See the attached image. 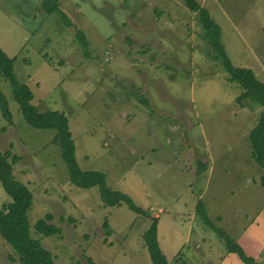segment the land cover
I'll return each mask as SVG.
<instances>
[{"label": "rangeland", "instance_id": "374dc122", "mask_svg": "<svg viewBox=\"0 0 264 264\" xmlns=\"http://www.w3.org/2000/svg\"><path fill=\"white\" fill-rule=\"evenodd\" d=\"M57 1L69 25L44 14L40 0H0V48L15 57L38 110L66 115L77 165L104 172L108 186L158 216L169 264H245L204 224L198 197L264 264V190L255 182L264 169L247 137L263 106L236 101L242 88L227 80L196 13L182 0ZM197 1L231 63L264 83V0ZM0 92L11 113V121L0 113V150L18 156L13 175L32 193L29 223L50 214L58 228L31 235L58 264H152L141 237L148 218L125 203L104 207L97 186L73 185L54 130L25 121L1 74ZM9 200L0 184V205ZM0 264H20L1 235Z\"/></svg>", "mask_w": 264, "mask_h": 264}, {"label": "trees", "instance_id": "16d2710c", "mask_svg": "<svg viewBox=\"0 0 264 264\" xmlns=\"http://www.w3.org/2000/svg\"><path fill=\"white\" fill-rule=\"evenodd\" d=\"M182 1L187 9L196 13L202 30L201 37L207 41L220 59L227 80L235 82L242 88L241 93L236 97V101L241 105L243 100H247L251 104L263 106L247 137L251 158L264 169V83L256 78L252 69L235 66L231 63L220 41L219 25L210 17L208 10L200 5L197 0ZM39 4L44 14L55 13L66 25L70 24L66 14L59 8L57 0H40ZM75 38L83 48L84 54L87 55L86 46L88 42L81 29H75ZM14 60V56H8L0 48V74L8 80L12 97L18 104L25 121L33 127L54 130L51 141L61 149V155L66 163L72 184L80 188L97 186L104 207H114L125 203L134 212L147 217L149 223L141 237L150 261L152 264H169L157 241L158 216H153L148 209L136 205L126 193L108 186L104 172L91 169L84 170L77 165L74 156V143L66 115L55 109L38 110L31 102L33 92L26 83L17 79L13 71ZM142 100L144 103L147 102L146 99ZM0 113L7 121H11L7 99L1 92ZM17 158L18 156L9 149L0 150V184L10 198L9 201L0 205V235L13 248L20 264H58L50 250L42 245L40 239L31 235V229H33L39 236H53L58 233V228L50 223V214H45L37 219L33 225H30L27 213L32 204V193L24 183L17 180L13 175V165ZM255 182L264 190V172ZM194 207L201 215L204 224L209 226L222 240L226 251L236 253L245 264H259L253 256L244 251L241 244L226 230L214 224L208 217L199 197L196 199ZM102 227L106 234L110 233L106 219L102 222ZM87 260L89 264H94L89 257ZM73 264L79 263L75 260Z\"/></svg>", "mask_w": 264, "mask_h": 264}]
</instances>
